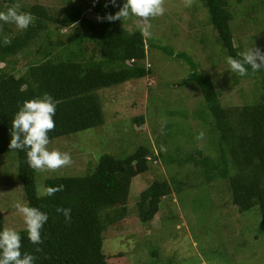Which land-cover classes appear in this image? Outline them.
Masks as SVG:
<instances>
[{"label": "rangeland", "instance_id": "obj_1", "mask_svg": "<svg viewBox=\"0 0 264 264\" xmlns=\"http://www.w3.org/2000/svg\"><path fill=\"white\" fill-rule=\"evenodd\" d=\"M227 1L234 45L240 53L251 46L261 49L264 0ZM15 2L0 0V11ZM71 2L81 4V0ZM124 2L116 0V11ZM20 3L42 4L52 13L61 12L65 6V0ZM164 8V14L151 21V38L143 37V63L151 72L95 92L101 103L103 123L50 140L49 149L69 153L72 164L56 171H36V192L40 195L48 177L83 174L92 169L100 154L119 158L137 145H145L151 151L147 169L131 178L125 216L119 225L107 226L102 231L101 251H120L128 264H264V233L256 206L239 212L225 189V180L206 181L200 165L190 161L177 164L176 160L198 148L202 156L215 157L217 152L208 138L211 116L197 86L187 80L188 64L149 44L191 56L198 69L210 74L221 106H239L254 99L257 74L247 72L240 76L231 70L228 56L215 41L216 32L201 0H194L190 7L186 0H164ZM88 16L93 14L89 11ZM122 25L129 30L140 28L138 19L131 15L122 20ZM9 26L14 31L15 25ZM48 28L54 31L51 40L55 43L76 31L57 24ZM81 44L91 47L85 38ZM29 58L11 56L9 64L17 71ZM136 115L143 116L140 125L133 119ZM201 131L205 136L198 140ZM154 179L170 180L173 187L179 188L161 197L152 219L141 222L136 214L138 195ZM17 201L27 204L21 183L15 178L12 151L0 155V213L3 230L12 228L24 233L23 217L13 207Z\"/></svg>", "mask_w": 264, "mask_h": 264}, {"label": "trees", "instance_id": "obj_2", "mask_svg": "<svg viewBox=\"0 0 264 264\" xmlns=\"http://www.w3.org/2000/svg\"><path fill=\"white\" fill-rule=\"evenodd\" d=\"M201 1L207 7L217 44L228 57L240 58L229 27L232 14L227 8L228 1ZM106 3L107 0H81L76 5L65 0L59 13H52L42 4H25L21 11L30 12L33 23L24 31L16 27L13 31L9 24L0 31V155L15 152V178L21 183L27 205L48 214L40 245H33L27 232L20 233L21 251L33 254L34 264H128L120 251L111 254L101 251V234L107 226L119 225L125 216L130 180L147 169V156L151 152L148 147L137 145L119 158L103 153L94 167L83 174L46 178L43 186L64 185L63 191L51 197L37 194L36 170L28 166L26 150L8 147L11 121L24 101L48 93L57 102L55 130L48 134L52 140L103 123L101 103L95 93L98 89L151 72L143 63L145 42L139 27L129 30L122 21H97V16L116 12L117 7L111 4L105 7ZM4 7L6 11L10 4ZM89 11L92 17L88 16ZM51 24L73 27L76 31L68 36L63 34L64 41L55 43L51 40L54 31L48 28ZM4 37L11 40L10 45L3 44ZM82 38L89 40L91 47L81 44ZM149 45L188 64L187 80L197 86L211 116L208 138L217 152L215 157L202 156L198 148L176 160L177 164L190 161L202 167L206 181L225 180V189L239 212L256 206L264 233V69L254 72L257 74L254 99L239 106H221L210 74L198 69L191 56L163 45ZM261 49L264 50V45ZM15 55L30 56L17 71L9 64V57ZM246 67L247 72L253 73L250 66ZM133 119L140 125L143 116L136 115ZM178 188L170 180H152L139 192L138 219L151 220L160 198ZM57 207L71 209L70 223L56 212ZM0 231H3L1 213ZM37 247L40 252L35 251Z\"/></svg>", "mask_w": 264, "mask_h": 264}, {"label": "clouds", "instance_id": "obj_3", "mask_svg": "<svg viewBox=\"0 0 264 264\" xmlns=\"http://www.w3.org/2000/svg\"><path fill=\"white\" fill-rule=\"evenodd\" d=\"M194 0H186V6H191ZM111 4L117 7L116 0H107L105 7ZM20 0H16L6 11H0V31L3 25L13 24L20 30H26L34 21L30 12L21 11ZM165 12L164 0H125L114 14L105 13L103 17L97 16L98 22L122 21L129 16L138 19L140 32L143 37L151 38L152 19L163 15ZM4 45H10L8 37L3 39ZM227 63L233 72L240 76L247 75V66L253 72L264 69V51L251 46L240 54V58L227 57ZM57 102L48 93L39 98L24 101L11 121L9 149L26 150L28 166L37 172L56 171L72 164L71 155L59 150H50L49 133L55 130V116ZM205 133L199 132L198 140H203ZM64 185L55 187L42 186L40 194L51 197L63 191ZM13 207L23 217L28 240L33 245H40L42 241L41 230L48 220V214L36 207L28 206L17 201ZM62 214L66 223L71 222L70 208H56ZM21 234L12 228L0 231V264H34L36 257L28 252H22ZM36 252L41 249L37 247Z\"/></svg>", "mask_w": 264, "mask_h": 264}]
</instances>
